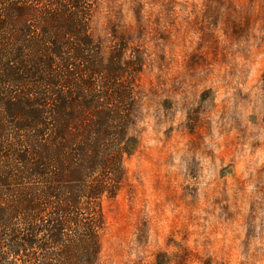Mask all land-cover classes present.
Masks as SVG:
<instances>
[{
	"label": "rangeland",
	"instance_id": "obj_1",
	"mask_svg": "<svg viewBox=\"0 0 264 264\" xmlns=\"http://www.w3.org/2000/svg\"><path fill=\"white\" fill-rule=\"evenodd\" d=\"M95 3L101 57L137 70L99 263L264 264V0Z\"/></svg>",
	"mask_w": 264,
	"mask_h": 264
},
{
	"label": "trees",
	"instance_id": "obj_2",
	"mask_svg": "<svg viewBox=\"0 0 264 264\" xmlns=\"http://www.w3.org/2000/svg\"><path fill=\"white\" fill-rule=\"evenodd\" d=\"M95 5L0 0V264H100L101 201L135 144L124 74L137 70L101 57Z\"/></svg>",
	"mask_w": 264,
	"mask_h": 264
}]
</instances>
